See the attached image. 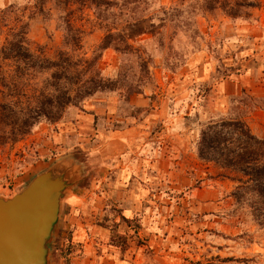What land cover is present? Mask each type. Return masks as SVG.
Returning a JSON list of instances; mask_svg holds the SVG:
<instances>
[{
    "label": "rangeland",
    "instance_id": "1",
    "mask_svg": "<svg viewBox=\"0 0 264 264\" xmlns=\"http://www.w3.org/2000/svg\"><path fill=\"white\" fill-rule=\"evenodd\" d=\"M44 2L0 0L4 37L19 19L33 49L53 54L70 20L84 31L80 52L102 53L116 81L0 148V197L53 167L76 180L52 264H264V227L198 146L222 120L264 138V0ZM109 33L129 49L101 50Z\"/></svg>",
    "mask_w": 264,
    "mask_h": 264
},
{
    "label": "trees",
    "instance_id": "2",
    "mask_svg": "<svg viewBox=\"0 0 264 264\" xmlns=\"http://www.w3.org/2000/svg\"><path fill=\"white\" fill-rule=\"evenodd\" d=\"M8 14L9 10L0 15V148L17 143L43 120L59 122L70 106H80L98 91L116 86V81L102 75V53L87 57L80 52L84 31L70 20L65 28L67 48L50 54L44 46L33 49L19 19L4 37ZM117 36L119 41L109 33L100 49H129L126 40ZM199 137L200 156L236 183L231 194L236 205L249 208L253 221L264 227V138L241 120L212 122Z\"/></svg>",
    "mask_w": 264,
    "mask_h": 264
},
{
    "label": "water",
    "instance_id": "3",
    "mask_svg": "<svg viewBox=\"0 0 264 264\" xmlns=\"http://www.w3.org/2000/svg\"><path fill=\"white\" fill-rule=\"evenodd\" d=\"M75 185L68 170L53 167L21 192L0 197V264H52L51 242Z\"/></svg>",
    "mask_w": 264,
    "mask_h": 264
},
{
    "label": "crops",
    "instance_id": "4",
    "mask_svg": "<svg viewBox=\"0 0 264 264\" xmlns=\"http://www.w3.org/2000/svg\"><path fill=\"white\" fill-rule=\"evenodd\" d=\"M77 232H78V231H76V233H77ZM76 233H75V234H76ZM78 237H81V236H78ZM78 240H82V237H81V238H78Z\"/></svg>",
    "mask_w": 264,
    "mask_h": 264
}]
</instances>
